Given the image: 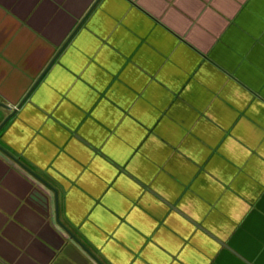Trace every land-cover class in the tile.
<instances>
[{"label": "crops", "instance_id": "1", "mask_svg": "<svg viewBox=\"0 0 264 264\" xmlns=\"http://www.w3.org/2000/svg\"><path fill=\"white\" fill-rule=\"evenodd\" d=\"M0 264H264V0H0Z\"/></svg>", "mask_w": 264, "mask_h": 264}, {"label": "water", "instance_id": "2", "mask_svg": "<svg viewBox=\"0 0 264 264\" xmlns=\"http://www.w3.org/2000/svg\"><path fill=\"white\" fill-rule=\"evenodd\" d=\"M0 105L3 106V107H5V108H7V109H9V110L11 111V114L13 113L14 110H13L12 108H10L9 106L3 105V104H1V103H0ZM11 114H10V115H11ZM10 115H9V116H10ZM9 116H7V117H6V118L0 123V129H1V127L4 125V123L7 121V119L9 118Z\"/></svg>", "mask_w": 264, "mask_h": 264}]
</instances>
